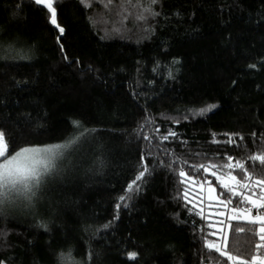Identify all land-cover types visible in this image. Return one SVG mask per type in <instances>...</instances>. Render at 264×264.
<instances>
[{
    "label": "trees",
    "instance_id": "16d2710c",
    "mask_svg": "<svg viewBox=\"0 0 264 264\" xmlns=\"http://www.w3.org/2000/svg\"><path fill=\"white\" fill-rule=\"evenodd\" d=\"M53 7L63 33L34 0H0V130L9 155L91 131L32 203L0 208V264H65L69 252L82 264H230L205 246L217 231L224 250L248 258L259 236L228 225L260 226L219 214L221 200L231 199L227 210L251 205L222 195L212 172L248 184L229 183L237 193L260 192L264 164L252 157L264 155V0ZM237 161L251 180L223 167Z\"/></svg>",
    "mask_w": 264,
    "mask_h": 264
},
{
    "label": "snow or ice",
    "instance_id": "6c2138e0",
    "mask_svg": "<svg viewBox=\"0 0 264 264\" xmlns=\"http://www.w3.org/2000/svg\"><path fill=\"white\" fill-rule=\"evenodd\" d=\"M37 5L45 6L51 13L50 23L55 25L59 29L60 33L64 32V29L60 27L56 18V8L53 7L54 3H58L59 0H34ZM82 3H87V0H81ZM130 3L131 0H128ZM154 3L155 0H152ZM111 3V0H108ZM4 54L3 44L0 42V56ZM216 105L211 104L205 108L198 110L199 114H204L211 109H214ZM73 125L77 128H81L82 125L79 121H73ZM91 131L85 129L84 132L80 133V136H73L66 139L64 142L46 145H25L17 149L11 155L8 154L9 144L3 130H0V205H3L6 201H10L14 196L23 195L28 199H31L35 195V191L40 188V186L45 181L46 177L52 174L56 169L58 162L63 157L65 151L71 148L86 132ZM167 139V137H165ZM231 160L232 158L229 157ZM252 159H259L261 164H264V155L252 157ZM200 168H204L208 171L204 165H200ZM211 167H218L217 165H212ZM223 167L235 170L240 169L243 173V180H251L254 173H249L245 168V165L237 161L233 164H226ZM148 169L145 167L143 171L139 173L138 176L128 185V192L134 191V186L138 188L137 181H140ZM179 175L181 177L187 174L180 171ZM213 176H216L217 180L221 182L222 187L227 189V192L221 193L222 195H227L229 192L231 195L242 196L241 203H248L251 206L247 208L233 207L231 212L233 215L229 217V220L234 221H246L249 225H259L258 230L252 228L245 229L244 227L233 226L229 224L228 227L236 233H244L246 230L252 235L259 236L260 243L254 245L255 251L250 254L248 258L239 251L233 254L232 251L224 250L227 249L228 237H224V249H222L218 244L212 241L205 242V246L208 249H215L222 257L226 258L227 262L230 264H264V179H259L255 181V184L260 187V192L257 193L255 189H249L252 193L251 195H245L243 192L237 193L234 188L225 181L224 177L218 176L216 172H212ZM228 178L236 183V186L247 189L248 184L243 183L236 175L232 174V171L228 172ZM253 195L257 198L253 199ZM127 197H119L120 201H124ZM222 204H230L231 199L221 200ZM121 205L117 204V208ZM127 206V205H125ZM253 209L256 210V214L253 215ZM223 215V213H222ZM107 227V225L105 226ZM136 253H129V259H135ZM61 259L65 261V264H82L80 261H75L71 258V252L68 254L61 253ZM88 259H91V254L89 253Z\"/></svg>",
    "mask_w": 264,
    "mask_h": 264
},
{
    "label": "rangeland",
    "instance_id": "374dc122",
    "mask_svg": "<svg viewBox=\"0 0 264 264\" xmlns=\"http://www.w3.org/2000/svg\"><path fill=\"white\" fill-rule=\"evenodd\" d=\"M224 179H225V181L226 182H228V183H233L229 178H227V177H224ZM37 194H38V190H36L35 191V195L34 196H32L31 197V199H28V198H26L25 196H23V195H19V196H14L10 201H6L3 205H0V208H6V207H10V206H14V205H16V204H18V203H24V202H27V203H32L33 202V200L35 199V197L37 196ZM210 198H213V199H215V200H217L218 199V194H217V192H216V190H215V188H214V186L212 185V184H210V186L207 188V193H206ZM253 199H256V198H254L253 197ZM220 200V199H219ZM19 201H21V202H19ZM220 207H221V210H219L220 212H219V214H221V216H224V215H226V214H229L228 216L230 217L231 215H233V213L231 212V209L233 208V207H231L230 208V210H227L226 208V206L224 205V204H220L219 205ZM226 210H225V209ZM222 213H223V215H222ZM253 215H255L256 213H252ZM221 224H220V226L218 227V226H216V228H217V230H219L220 228H221ZM216 234V236H218V238H217V240H215V241H213V242H215L216 244H218L222 249H224V237H225V235H221V233H218V231L215 233Z\"/></svg>",
    "mask_w": 264,
    "mask_h": 264
}]
</instances>
